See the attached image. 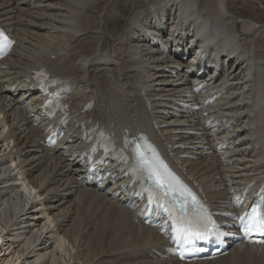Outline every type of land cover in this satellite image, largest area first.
I'll return each mask as SVG.
<instances>
[{
    "label": "bare ground",
    "instance_id": "6f19581e",
    "mask_svg": "<svg viewBox=\"0 0 264 264\" xmlns=\"http://www.w3.org/2000/svg\"><path fill=\"white\" fill-rule=\"evenodd\" d=\"M123 1L131 9L124 25L111 32L109 23L124 14ZM123 1L0 0V25L16 39L0 68V264H264V250L248 247L196 263L161 256L167 240L135 222L134 212L115 198L117 185L99 191L82 184L78 153L84 143L77 130L70 132L72 123L53 149L43 146L41 96L28 82L36 69L67 83L65 102L73 118L97 125L115 143L125 127L148 132L167 155L174 153L169 160L213 208L225 204L228 189L263 181L260 13L255 19L240 16L229 0ZM166 29L177 33L168 39L170 51L162 53L148 34L161 38ZM191 40L193 48L187 47ZM178 48L205 51L219 64L212 89L227 92L209 108L217 124L230 129L222 136H210L200 118L173 117L166 107L185 92L178 81H188L166 71L176 64ZM89 101L92 109L81 111ZM193 128L201 134L184 132ZM199 138L209 145L225 140L222 154L228 157L191 147ZM3 232L8 253L1 251L7 246Z\"/></svg>",
    "mask_w": 264,
    "mask_h": 264
},
{
    "label": "snow or ice",
    "instance_id": "6c2138e0",
    "mask_svg": "<svg viewBox=\"0 0 264 264\" xmlns=\"http://www.w3.org/2000/svg\"><path fill=\"white\" fill-rule=\"evenodd\" d=\"M0 36H3V34L0 33ZM100 135L103 137V133H100ZM131 143L132 147L130 150L135 159L137 170L145 175L146 180L151 185L145 189L148 193V208L156 204L159 209L168 213L175 220L173 208L165 206L160 201H177L176 194H179L180 197L177 202L180 204L181 211L189 207H200V201L196 195L171 172L153 148L147 147V150H145L146 145L144 143ZM239 220L241 221V231L245 236H264V213L254 208L250 215L239 217ZM177 223L180 226H174V231L177 233L178 243L190 244L193 239L205 240L209 235L213 234L207 227L208 224H212L213 222L208 217H203L199 214L186 222L181 218ZM201 225H203L202 231L200 230ZM256 242L264 243V239ZM181 258H184L183 251L181 252Z\"/></svg>",
    "mask_w": 264,
    "mask_h": 264
},
{
    "label": "rangeland",
    "instance_id": "374dc122",
    "mask_svg": "<svg viewBox=\"0 0 264 264\" xmlns=\"http://www.w3.org/2000/svg\"><path fill=\"white\" fill-rule=\"evenodd\" d=\"M229 2H230V7L234 8L236 13L237 14L239 13L240 16H246V17H250V18L255 19V15L260 13L259 14L260 19L257 21H260V22L263 21L264 22V11L262 10V8H264V6H263L264 0H242V1L241 0H229ZM128 8L131 9V5L125 4V2L123 1L120 10H123L124 14L121 15L115 22H110L109 26H108V30H110L111 32H114L113 30H115V31L119 30L124 25V23H125L124 21L127 17L126 15H128V13H129ZM260 10H262L263 13H261ZM260 15H262L263 17L262 16L260 17ZM95 27H97L96 24H95ZM46 220H47V217H46ZM4 234H6V232H3L2 238L6 239ZM5 243H7V246H3L1 248V249H3V250H1L2 253L3 252L8 253L10 251L8 249L9 242L7 239L5 240ZM9 256H10V254L6 257L7 260L10 258ZM261 260H262V258H261ZM14 264H20V262L17 261Z\"/></svg>",
    "mask_w": 264,
    "mask_h": 264
}]
</instances>
